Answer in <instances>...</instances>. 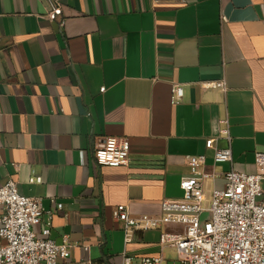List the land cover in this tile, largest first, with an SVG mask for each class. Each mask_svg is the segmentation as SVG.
<instances>
[{
  "label": "crops",
  "instance_id": "1",
  "mask_svg": "<svg viewBox=\"0 0 264 264\" xmlns=\"http://www.w3.org/2000/svg\"><path fill=\"white\" fill-rule=\"evenodd\" d=\"M55 3L62 13L52 19ZM222 78L225 90L205 85ZM175 84L184 95L173 104ZM224 118L233 166L254 172L264 151V0H0V185L14 179L42 197L50 236L74 243L61 264H122L125 250L131 264L159 254L180 264L160 237L182 225L136 229L126 244L112 211L159 214L164 198L183 196L191 154H205L215 174L207 197L224 187L232 164L206 145H228ZM109 135L128 137L127 165L95 161Z\"/></svg>",
  "mask_w": 264,
  "mask_h": 264
},
{
  "label": "built area",
  "instance_id": "2",
  "mask_svg": "<svg viewBox=\"0 0 264 264\" xmlns=\"http://www.w3.org/2000/svg\"><path fill=\"white\" fill-rule=\"evenodd\" d=\"M61 7L54 4L50 18L61 15ZM222 20L226 17L222 15ZM64 19L60 24L64 25ZM207 87L226 89L225 79L207 81ZM105 86L100 88L105 90ZM184 95L182 85L172 87L171 102H180ZM224 127L221 134L228 140L225 147L214 146V138L206 141L214 147L215 162L233 163L231 136L228 120H221ZM94 159L103 165H127L130 155V141L126 136L109 135L101 145L93 149ZM190 172L181 177L183 189L181 198H164L159 214L134 215L128 205L118 204L113 216L123 222L124 241L132 240L136 229L158 228L168 224H180L181 231L163 230L160 245L173 246L177 250L180 264H264V151L255 153V171L245 172L233 164L225 172V186L214 188L208 198L205 182L215 176L204 170L205 154H191L187 157ZM39 181L40 177L32 178ZM56 203L55 199H51ZM0 204L4 212L0 217V264H61L60 258L71 256L74 243L65 235L62 241L51 234V211H46L42 197L21 193L18 182L8 179L0 185ZM62 208L63 203H56ZM48 217L44 219L45 213ZM207 212L206 218L202 214ZM41 225L39 231L36 226ZM88 249V246H85ZM122 264H131L132 257L126 250L122 253ZM100 264L87 259L81 263ZM140 264H164L161 254L144 256Z\"/></svg>",
  "mask_w": 264,
  "mask_h": 264
},
{
  "label": "rangeland",
  "instance_id": "3",
  "mask_svg": "<svg viewBox=\"0 0 264 264\" xmlns=\"http://www.w3.org/2000/svg\"><path fill=\"white\" fill-rule=\"evenodd\" d=\"M207 215H208V213H207V212H204V213L202 214V217H203V218H206Z\"/></svg>",
  "mask_w": 264,
  "mask_h": 264
}]
</instances>
